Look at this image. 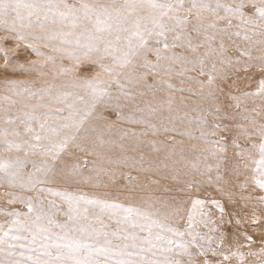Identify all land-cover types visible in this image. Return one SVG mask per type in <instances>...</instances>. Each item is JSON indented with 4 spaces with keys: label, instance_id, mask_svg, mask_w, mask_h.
Masks as SVG:
<instances>
[{
    "label": "snow or ice",
    "instance_id": "snow-or-ice-1",
    "mask_svg": "<svg viewBox=\"0 0 264 264\" xmlns=\"http://www.w3.org/2000/svg\"><path fill=\"white\" fill-rule=\"evenodd\" d=\"M0 61V264H264V0H0Z\"/></svg>",
    "mask_w": 264,
    "mask_h": 264
},
{
    "label": "rangeland",
    "instance_id": "rangeland-1",
    "mask_svg": "<svg viewBox=\"0 0 264 264\" xmlns=\"http://www.w3.org/2000/svg\"><path fill=\"white\" fill-rule=\"evenodd\" d=\"M0 63H2V61H0ZM85 74H87V72H85ZM9 78H13V79H25L26 77L10 76ZM4 79H5V77L2 74H0V81H3ZM174 83L178 87L180 86L178 80L177 81H174ZM128 155L139 156L140 153L139 152H131V151H129L128 152ZM125 171H129V170H125ZM130 171H132V173L135 175V172H136L135 169H131ZM241 179H243V177ZM102 180H103V183H105V184L110 183L108 181V178L107 177H102ZM141 181L142 182H146V178L141 177ZM115 183H116V186L115 187H107V188L101 187L99 189H94V188H91L90 186H81V187L84 189V191L89 192V193H95V194H97L99 196L108 195V196H111V197H116V196L119 195V196L123 197L124 195L129 194V193H127V181H126V179L120 178L119 175H118ZM249 190H251V189H249ZM256 194L259 195L258 192ZM0 198L3 199L2 194H0ZM136 198H137V200L140 199V197L138 195H137ZM1 204H3V205H1ZM0 206H5L4 205V202H2L1 200H0ZM13 207H16V208L18 207V208H21L22 209L23 208V205H17V206H13ZM259 214L262 216V218H264V210H262ZM60 218L62 219L63 217H60ZM249 234H252L253 235V238L255 240H257V241L260 239L259 234H253L251 232Z\"/></svg>",
    "mask_w": 264,
    "mask_h": 264
},
{
    "label": "bare ground",
    "instance_id": "bare-ground-1",
    "mask_svg": "<svg viewBox=\"0 0 264 264\" xmlns=\"http://www.w3.org/2000/svg\"><path fill=\"white\" fill-rule=\"evenodd\" d=\"M0 200L2 201V202H4V199H2V198H0ZM1 205H3V204H1ZM15 206H17V205H15ZM20 207V206H19ZM24 207V206H23ZM18 208V207H17Z\"/></svg>",
    "mask_w": 264,
    "mask_h": 264
}]
</instances>
